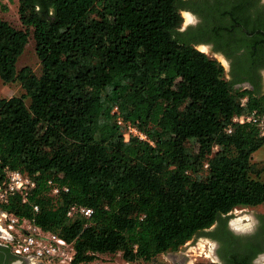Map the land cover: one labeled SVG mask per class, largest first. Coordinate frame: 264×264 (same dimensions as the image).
<instances>
[{
  "label": "trees",
  "instance_id": "obj_1",
  "mask_svg": "<svg viewBox=\"0 0 264 264\" xmlns=\"http://www.w3.org/2000/svg\"><path fill=\"white\" fill-rule=\"evenodd\" d=\"M180 1L17 0L24 30L0 19V82L22 91L0 98V183L7 170L35 181L25 203L0 208L71 244V264L151 262L217 216L264 203V165L251 163L264 139L231 124L264 94L233 89L181 38ZM29 30L38 75L15 69ZM116 116L145 140L125 141ZM47 181L67 191L51 197ZM72 205L90 217L67 218Z\"/></svg>",
  "mask_w": 264,
  "mask_h": 264
},
{
  "label": "flooded vegetation",
  "instance_id": "obj_2",
  "mask_svg": "<svg viewBox=\"0 0 264 264\" xmlns=\"http://www.w3.org/2000/svg\"><path fill=\"white\" fill-rule=\"evenodd\" d=\"M177 7L179 15L188 16L177 30L181 38L195 49H204L222 67L233 89L264 94V0H181ZM230 212L195 233L188 240L192 245L180 246V258L170 256L166 263L264 264V212L246 220ZM198 238L204 239L201 248L205 249L196 246ZM186 247L194 249L192 255ZM0 255V264H24L10 254Z\"/></svg>",
  "mask_w": 264,
  "mask_h": 264
},
{
  "label": "built area",
  "instance_id": "obj_3",
  "mask_svg": "<svg viewBox=\"0 0 264 264\" xmlns=\"http://www.w3.org/2000/svg\"><path fill=\"white\" fill-rule=\"evenodd\" d=\"M6 0H0V3ZM246 97L239 99V106L243 107ZM112 114H116L113 108ZM115 124L123 131V138L126 141L128 137H134L138 140H145L129 123L123 122L119 117H115ZM232 125H251L255 128L257 137L264 139V103L260 110H253L249 113L233 116L231 118ZM231 128L225 129L226 133H230ZM46 186L51 197H56L60 193H65V187L47 181ZM35 189V181L26 174L15 170H7L4 173L2 182L0 183V207L5 205L7 201L14 196L20 198L21 203L27 201L28 196ZM38 207L31 206L32 214L37 213ZM92 210L86 207L72 205L67 208L65 216L71 218L79 216L88 219ZM0 247L6 248L9 253L19 259L24 264H71L73 257V249L71 244L66 243L58 236L43 231L37 227L33 220L15 216L7 213L0 208ZM109 256V255H108ZM115 259L107 264H153L147 261L128 262L121 258L120 253H116ZM110 261V260H109Z\"/></svg>",
  "mask_w": 264,
  "mask_h": 264
},
{
  "label": "rangeland",
  "instance_id": "obj_4",
  "mask_svg": "<svg viewBox=\"0 0 264 264\" xmlns=\"http://www.w3.org/2000/svg\"><path fill=\"white\" fill-rule=\"evenodd\" d=\"M180 15H181L180 17H181L182 23L188 21L187 15H184L183 13H180ZM0 19L6 22L10 27L16 30H21V31L24 30V28L19 23L18 16H17V0H6L3 3H0ZM30 33H31V30H29L28 32V38H27L26 45L24 46V49L21 55L18 57L16 61L15 69L16 71H18L20 68L27 67L35 75H38L39 74V63L34 54L33 41H32ZM196 50L207 56L204 49L200 48ZM224 79L226 80L225 77ZM21 94H22V91L18 87L17 84L4 85L0 82V98L8 99L12 96H19ZM251 163L254 165L256 164L260 165L259 167H262V165H264V142H263V145L252 155ZM260 180L262 181L264 180V173L260 175ZM263 212H264V203L261 205L255 206V207H237L231 210L230 213H232L233 215L239 216V219L244 218L246 220L253 213H263ZM203 242H204V239L198 238L196 239L195 244L197 247H199V249H205V248H201V246L204 245ZM185 244L192 245L190 241L186 242ZM181 248L182 247L178 248L174 252H169L168 256H165V257L163 256L161 257L158 255L154 259L151 260V263L167 264L166 262H170V256L178 260L181 256ZM191 250L192 252L194 251V249H192L191 247H186L187 254L192 255V252H190ZM113 259H115V256L98 255L89 264H107V263H111ZM196 259H199V258H196Z\"/></svg>",
  "mask_w": 264,
  "mask_h": 264
},
{
  "label": "crops",
  "instance_id": "obj_5",
  "mask_svg": "<svg viewBox=\"0 0 264 264\" xmlns=\"http://www.w3.org/2000/svg\"><path fill=\"white\" fill-rule=\"evenodd\" d=\"M11 255V254H10ZM12 256V255H11ZM12 257H14V256H12ZM15 258V257H14ZM18 262H21L19 259H17V258H15Z\"/></svg>",
  "mask_w": 264,
  "mask_h": 264
}]
</instances>
